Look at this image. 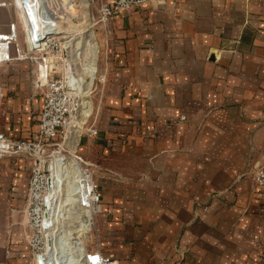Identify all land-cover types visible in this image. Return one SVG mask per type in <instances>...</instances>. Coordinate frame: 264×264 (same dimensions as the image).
<instances>
[{
	"label": "crops",
	"instance_id": "0c3cea01",
	"mask_svg": "<svg viewBox=\"0 0 264 264\" xmlns=\"http://www.w3.org/2000/svg\"><path fill=\"white\" fill-rule=\"evenodd\" d=\"M111 29L99 135L81 147L101 197L99 252L121 264H264V0H147ZM24 61L0 85V131L14 138L35 135L44 103L39 67ZM31 166L0 159V264H37Z\"/></svg>",
	"mask_w": 264,
	"mask_h": 264
},
{
	"label": "built area",
	"instance_id": "2783aa9c",
	"mask_svg": "<svg viewBox=\"0 0 264 264\" xmlns=\"http://www.w3.org/2000/svg\"><path fill=\"white\" fill-rule=\"evenodd\" d=\"M145 1L147 0H31L27 5L24 0H14L19 19L9 23L6 31L0 30V66L13 60L18 54L37 64L38 74L41 68L44 75V84L37 82L44 87V103L35 135L32 138H14L0 131V159L22 154L32 160L27 197L29 223L40 237L37 240V264L41 254L49 257L50 264H121L118 258L99 251L85 252L82 242L74 240L75 231L64 221L67 223V220L79 219L78 225L81 228L90 229L94 213L102 209L101 197L90 166L87 163L80 165L76 159L78 171L67 166L63 172L68 177L66 199L70 204L69 210L64 213L60 203L64 177L56 182L52 167L58 151H50V147L56 144L53 143L54 140L62 136L64 140L67 138L65 128L74 115V97L92 87L96 77L98 68L95 60L99 47L96 46L97 43L93 45V32L84 29L85 23L89 21L93 26H105L106 32L111 33V22L115 15L130 12ZM29 6L33 7V12L29 11ZM90 6H93L95 14L87 21L80 22L79 20L86 18L84 10ZM20 26L26 44L22 48L15 45ZM64 47L76 80L74 89L66 87ZM106 50L105 57L109 59L113 49L108 43ZM78 73L83 75L84 80L81 82L78 80ZM100 73L98 80L103 85L107 80V71ZM87 134L97 137L99 130L96 127L90 128ZM46 161L49 162L48 172L44 168ZM254 179L264 187V166L258 168ZM56 183L57 204L52 195ZM59 204L61 220L57 225L52 211ZM79 251H82L81 255L78 254Z\"/></svg>",
	"mask_w": 264,
	"mask_h": 264
},
{
	"label": "rangeland",
	"instance_id": "374dc122",
	"mask_svg": "<svg viewBox=\"0 0 264 264\" xmlns=\"http://www.w3.org/2000/svg\"><path fill=\"white\" fill-rule=\"evenodd\" d=\"M15 9H16V5L14 3V0H0V30L6 31L8 29L9 23H11L12 21L16 19H19L18 15L16 14ZM84 12L86 13V18L79 20L80 22L87 21L89 18H91L95 14V10L93 6H90L87 10H84ZM79 21H77V23H80ZM86 28L89 29L91 32H93V40L95 43H97L96 46L98 45L99 47L97 50L98 57L96 59L97 68H98L97 73L95 75L96 77H94L93 79L92 87L91 86L88 87L86 90H84V93L81 92L82 94L76 95V97H74V115L70 120H68L69 124L65 128L66 133H67V138L64 140V136H62L60 139L54 140L53 143H56V144H53L50 147L51 149L50 151H53V149L54 151L59 150L58 153L55 155V157L59 155V156L66 158L67 160L68 159L70 160V158L72 159L75 158L78 160L80 165L84 166L85 163H87L92 170L90 162H88L86 160L85 155L82 154L83 151H81V147H82V144H84L83 142H84L85 137L86 138L90 137L87 134L88 130L90 128L96 127L92 125V118L96 111L99 98H100V94H101L100 89H101L102 84L99 82L100 74H101L100 72H102L103 70L107 71V68L105 69V66L107 65L109 60L105 57V52L107 51L106 44L108 43L110 45L109 39L107 40V38L111 36L112 32L111 33L106 32L105 26H101V25L93 26L91 23L89 24V21H87V24L85 23L84 29ZM69 30H70V27H69ZM15 43H16L15 45L18 46L19 48L25 47L26 45L24 41V33H23L21 26L19 27L18 38H17V41H15ZM24 60H28V59H23L21 55L17 54L15 58L13 59V61L15 62L11 63L9 66L4 67L3 70L5 72L3 70L2 72L0 71V85L7 83L5 80L6 77L4 73L6 72L14 73L15 72L16 74L21 75L22 71L26 72V69H24V62H25ZM83 105H84V108H83ZM87 109H89V112L85 113L84 111ZM30 176H31V169H30ZM30 176H29V179H30ZM93 176H94V172H93ZM63 177L65 178L64 179L65 181L63 180V184L61 187L60 203H62V207L65 213L66 211L69 210L70 204H68V201L66 199V197H68L66 196L67 194L66 192L67 183L66 182L68 180V177L66 176L65 173L63 174ZM94 180H95V177H94ZM26 202H27L26 212L29 217L28 197L26 199ZM96 213H94L93 215V219L91 221V225H90V229L88 233H86L85 231L83 232V230H80L81 227L80 225H78L80 221L79 219L67 220V223L66 221H64L66 225L67 224L70 225L69 226L70 229L75 231L73 234V237L75 239L74 238L73 239L79 240V242L80 241L82 242V244L85 246V249H84L85 252L100 251L98 249H100V246H101V238L99 235H97L94 232V228H95L94 223L96 221L94 217ZM74 221H76V223ZM92 225L94 226L92 227ZM29 226H30V233L28 234V244L30 248V257L34 262H36L37 260L36 255L38 253L37 252V249H38L37 240L40 239V237L36 235V231L34 232V229L31 227L30 223H29ZM78 254L81 255L82 251H79ZM80 255H79V259L81 257Z\"/></svg>",
	"mask_w": 264,
	"mask_h": 264
},
{
	"label": "bare ground",
	"instance_id": "6f19581e",
	"mask_svg": "<svg viewBox=\"0 0 264 264\" xmlns=\"http://www.w3.org/2000/svg\"><path fill=\"white\" fill-rule=\"evenodd\" d=\"M74 26V25H73ZM93 45H95V42L93 43ZM96 61V60H95ZM77 77H78V80H79V82H81V81H83L84 80V78H83V75L81 74H79L78 73V75H77ZM79 86H80V88H82L81 87V85L79 84ZM90 89V88H89ZM81 92H83V90L81 91ZM87 105V104H86ZM87 107V106H86ZM85 113H88L89 112V109H87V110H85L84 111ZM69 134V133H68ZM71 136V135H70ZM74 136V135H73ZM72 137V136H71ZM70 138V137H69ZM68 145V144H67ZM59 151V150H58ZM61 151V150H60ZM63 155V154H62ZM76 164H78V162L76 161V159L75 158H70V160L68 159H66V158H64V157H62V156H56L55 157V159H54V161H53V167H52V169L54 170V173H53V175L56 177V182H60V180L62 179V177H63V172H64V169H66L65 167H67V166H71V168H73L74 170H75V172H77L78 171V165H76ZM65 179V178H64ZM65 181V180H64ZM64 187V186H63ZM52 195L55 197V201H56V204H57V200H58V185H57V183H56V186L54 187V189H53V192H52ZM62 202V201H61ZM58 206V205H57ZM61 207V205L59 204V206L58 207H56L53 211H52V217H54V219H55V222L57 221V225L60 223V218H61V209H59ZM58 208V209H57ZM55 227V226H54ZM80 230H83V232L85 231V232H87L88 230H89V227L87 228V230H86V227H83V228H81Z\"/></svg>",
	"mask_w": 264,
	"mask_h": 264
},
{
	"label": "water",
	"instance_id": "95a60500",
	"mask_svg": "<svg viewBox=\"0 0 264 264\" xmlns=\"http://www.w3.org/2000/svg\"><path fill=\"white\" fill-rule=\"evenodd\" d=\"M24 2L29 5L31 3V0H24ZM29 11L33 12V7L29 6L28 7ZM64 57H65V78H66V87L68 89H74L75 88V77H73V71H72V67L71 64L69 63L68 59H67V50L64 47ZM37 82L38 84L43 85L44 84V75H43V71L40 68L39 69V74H38V78H37ZM45 171H49V162L46 161L45 162ZM47 225V223H46ZM38 264H50L49 261V257L47 255H39L38 256Z\"/></svg>",
	"mask_w": 264,
	"mask_h": 264
}]
</instances>
